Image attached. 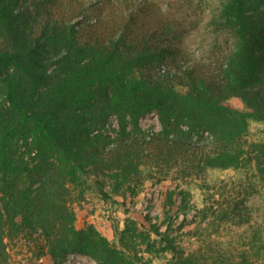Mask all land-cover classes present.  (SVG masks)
<instances>
[{"label":"trees","instance_id":"16d2710c","mask_svg":"<svg viewBox=\"0 0 264 264\" xmlns=\"http://www.w3.org/2000/svg\"><path fill=\"white\" fill-rule=\"evenodd\" d=\"M20 1L0 0V264H12L8 244L17 237L42 240L41 255L56 263L81 254L97 264H149L146 254H169L166 264H264L206 238L187 251L177 238L193 223L209 235L248 224L256 188L243 180L202 186L203 207L174 227L171 212L187 211L191 198L177 185L164 200L165 228L150 216L128 220L118 244L92 224L77 228L74 206L88 193L127 200L149 179L193 182L212 169L254 167L264 180V143L245 139L251 120L264 122V0H226L222 25L234 45L214 65L175 62L155 30L120 31L107 17L74 22L55 14L56 0ZM73 3L76 15L103 7L62 6ZM135 6L134 15L153 11L149 0ZM151 113L159 130L140 124Z\"/></svg>","mask_w":264,"mask_h":264},{"label":"rangeland","instance_id":"374dc122","mask_svg":"<svg viewBox=\"0 0 264 264\" xmlns=\"http://www.w3.org/2000/svg\"><path fill=\"white\" fill-rule=\"evenodd\" d=\"M32 3V0H28ZM69 0H56L54 12L57 16H67L77 22L84 16L90 19L109 18L115 21L119 30L126 27L136 29V35L145 31L155 30L158 36H166L169 44L174 48L175 62L186 58L187 62L197 60L206 64L221 62L233 48L234 40L230 31L222 25L221 13L226 0H149L151 14H133L136 6L145 0H94L102 2L103 7L86 10L83 15H76L81 5L63 7ZM27 1L21 0L23 7ZM61 4V5H60ZM134 15V21L131 22ZM76 16V17H71ZM103 18V19H104ZM111 18V19H110ZM99 28L102 24H99ZM84 35L88 32L83 31ZM230 105L245 110L240 98H231ZM111 133L117 128V120L111 117L108 122ZM144 129L159 130L160 123L157 114L151 113L140 119ZM248 142L264 143V122L251 120L245 138ZM243 180L256 188L249 199L251 220L248 224L236 226L223 224L217 234L209 235L205 223L188 225L177 234L178 241L186 250H191L203 244L204 239L217 240L221 246L237 254L246 251L250 259L259 263L264 260V180L254 167L246 170L212 169L206 173L204 180L182 182L178 179H168L160 183L154 179L145 181L144 187L134 197L124 199L113 196L104 200L96 193H88L84 201L75 202L77 212L76 227L82 228L92 224L111 242L119 243V233L128 220L146 224L145 217L150 216L154 223L165 228L163 204L166 194L177 185L190 192V204L187 211L175 207L171 212L174 227L187 216L192 220L196 210L202 208L206 192L202 188L205 184L214 186L222 180ZM42 240L39 242L25 237H17L8 244V251L12 264H97L89 256L70 254L60 262H54L48 254H42ZM149 264H166L169 254L145 255Z\"/></svg>","mask_w":264,"mask_h":264}]
</instances>
